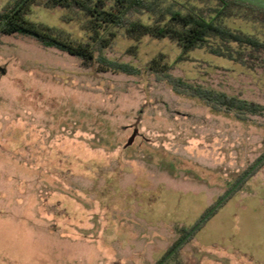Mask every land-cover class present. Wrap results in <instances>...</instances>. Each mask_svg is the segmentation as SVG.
<instances>
[{"label":"rangeland","instance_id":"374dc122","mask_svg":"<svg viewBox=\"0 0 264 264\" xmlns=\"http://www.w3.org/2000/svg\"><path fill=\"white\" fill-rule=\"evenodd\" d=\"M29 10L73 38L90 35L71 9L32 0ZM227 22L264 38L262 18ZM109 39L139 66L249 71L207 46L181 57L170 36ZM73 56L0 31V264H153L171 242L165 228L194 225L264 151V127L176 95L154 74L132 75L127 89L111 76L94 84V65ZM165 264H264V165Z\"/></svg>","mask_w":264,"mask_h":264},{"label":"trees","instance_id":"16d2710c","mask_svg":"<svg viewBox=\"0 0 264 264\" xmlns=\"http://www.w3.org/2000/svg\"><path fill=\"white\" fill-rule=\"evenodd\" d=\"M31 1L9 0L6 6L0 8V31L23 32L38 39L43 46L61 49L74 55L76 59L91 62L98 74L92 79L94 84L111 76L118 86L127 89L128 85L137 83L132 75L154 74L153 77L161 85H171L176 95L196 96L212 109L232 113L241 120L264 127V87L259 81L264 80V38L234 28L227 22L232 17L264 19V8L241 0H42L47 5L68 8L85 17L91 30L89 37L73 38L62 27L30 18ZM118 30L131 36H170L179 42L182 48L181 57L195 48L207 46L211 52L235 60L249 71L237 78L230 74L228 68L217 67L215 72L207 70L201 77H189L176 69L174 64L159 65L149 61L144 66H139L126 53L114 50L109 34ZM130 77V81H123V78ZM263 155L264 151L253 158L219 195V199ZM263 165L264 160L248 178L255 175ZM248 178L232 194L241 189ZM91 184L92 181L87 180L85 186L89 187ZM216 203L217 201L212 202L208 210ZM194 225L173 222L165 228L171 242L165 254L153 264H159ZM196 231L164 264L182 253L189 241L195 237Z\"/></svg>","mask_w":264,"mask_h":264},{"label":"water","instance_id":"95a60500","mask_svg":"<svg viewBox=\"0 0 264 264\" xmlns=\"http://www.w3.org/2000/svg\"><path fill=\"white\" fill-rule=\"evenodd\" d=\"M258 7L264 8V0H241ZM136 132L130 137L128 143H132ZM264 160V155L217 201V203L208 210L203 217L194 225V227L187 233V235L176 245V247L159 263L164 262L204 223L221 205L222 203L240 186V184L250 176V174L260 165Z\"/></svg>","mask_w":264,"mask_h":264},{"label":"crops","instance_id":"0c3cea01","mask_svg":"<svg viewBox=\"0 0 264 264\" xmlns=\"http://www.w3.org/2000/svg\"><path fill=\"white\" fill-rule=\"evenodd\" d=\"M180 190H183L184 192L188 193L190 192V188H187V187H182ZM254 192L252 193H248V194H245V196H250L252 195Z\"/></svg>","mask_w":264,"mask_h":264}]
</instances>
